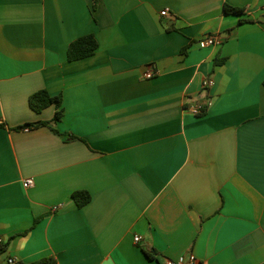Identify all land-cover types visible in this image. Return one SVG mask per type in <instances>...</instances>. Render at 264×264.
<instances>
[{
    "label": "crops",
    "instance_id": "0c3cea01",
    "mask_svg": "<svg viewBox=\"0 0 264 264\" xmlns=\"http://www.w3.org/2000/svg\"><path fill=\"white\" fill-rule=\"evenodd\" d=\"M0 236V264H264V0H0Z\"/></svg>",
    "mask_w": 264,
    "mask_h": 264
},
{
    "label": "trees",
    "instance_id": "16d2710c",
    "mask_svg": "<svg viewBox=\"0 0 264 264\" xmlns=\"http://www.w3.org/2000/svg\"><path fill=\"white\" fill-rule=\"evenodd\" d=\"M98 0H94L96 3ZM223 9L225 12L234 13V14H242L244 12V8L240 6H233L228 3H224ZM98 46V42L93 34H85L82 36L77 37L76 39L72 40L67 46V58L68 60H75L79 58H83L89 56L94 53ZM224 58L215 57L214 64H221L224 62ZM55 102L57 106L60 105L61 97L58 95H51L46 89H40L32 93L28 97V103L31 109L36 112H40L45 107L49 106L51 103ZM203 114V113H202ZM62 115V109L57 108L55 110L53 120L60 119ZM47 124L46 121H39L36 123H25L23 125L17 126L16 128H23L24 126L32 127L37 125H45ZM71 198L76 203L78 207L83 206L90 200V193L87 190L79 189L75 190L71 193ZM145 254L152 258L154 251L148 247H144ZM5 250V245L2 244L0 246V254L3 253ZM50 261H47L46 258L39 259L32 263H23L21 261L15 264H49Z\"/></svg>",
    "mask_w": 264,
    "mask_h": 264
},
{
    "label": "built area",
    "instance_id": "2783aa9c",
    "mask_svg": "<svg viewBox=\"0 0 264 264\" xmlns=\"http://www.w3.org/2000/svg\"><path fill=\"white\" fill-rule=\"evenodd\" d=\"M168 11L166 9L161 11L162 15L167 14ZM220 42V38L215 34H207L202 39H199L198 44L200 46H209V45H215ZM144 77L150 78L153 76V72L151 69H147L143 73ZM214 83V80L212 77H205L201 82L202 89H207L211 87ZM211 104V99L207 98L204 101H195L192 104H189L188 107H186L189 111H191L195 115H200L207 107ZM30 127L26 126L24 127L25 130L29 129ZM33 183V179L31 177L25 178L23 180V186L27 187L30 186ZM140 235L135 234L133 236V239L135 242L140 240ZM3 244V238L0 236V246ZM7 262L9 264H15V259L13 257H8ZM57 264V263H52ZM165 264H196V258L193 254H188V256H185L184 254L179 255L176 259L167 260Z\"/></svg>",
    "mask_w": 264,
    "mask_h": 264
},
{
    "label": "rangeland",
    "instance_id": "374dc122",
    "mask_svg": "<svg viewBox=\"0 0 264 264\" xmlns=\"http://www.w3.org/2000/svg\"><path fill=\"white\" fill-rule=\"evenodd\" d=\"M1 259H3V257H1Z\"/></svg>",
    "mask_w": 264,
    "mask_h": 264
}]
</instances>
